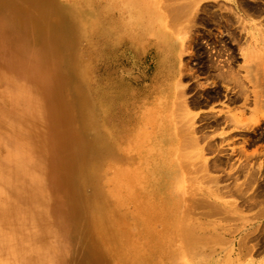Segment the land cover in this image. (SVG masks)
Returning <instances> with one entry per match:
<instances>
[{
    "label": "bare ground",
    "instance_id": "bare-ground-1",
    "mask_svg": "<svg viewBox=\"0 0 264 264\" xmlns=\"http://www.w3.org/2000/svg\"><path fill=\"white\" fill-rule=\"evenodd\" d=\"M136 1L140 4L139 8L143 16L147 6L144 7L142 4L149 0ZM195 1L173 4L172 0L171 5L167 0L169 4L166 5L165 2V5L168 9L169 15L166 16L168 20H163L164 16L159 15V9H162L161 3L151 1L148 9L151 7V13L159 16L156 21L159 27L157 34L167 46L171 44V37L175 35L178 37H175L176 43L178 39L182 44L186 40L188 41L186 47L190 44V48H193L191 47L193 40L190 41V38L194 31L192 26L197 22L193 19L194 24L191 23L194 18L193 15L191 18V14L193 9L195 10L193 8ZM76 6L68 3L67 0H0V99L10 96L14 103L8 110L0 108V138L6 142L1 144L0 140V264H187L186 261L190 259H198L204 253L201 247L203 245L207 247L211 243L214 233L207 229L209 225L204 220H191V215L196 219L192 212L202 201L197 200L195 196L193 198L197 201H193L192 197L188 198L196 193L189 192V186L186 187L190 194L188 196L183 194L185 189L179 188L178 184L179 187L176 188L168 185L167 163L171 164L174 161L176 169L189 166L193 157L190 159V154L184 150V147H187L186 144H191L192 147L199 146V141L208 136L205 133H209V131L204 132L200 137L197 135L205 127L233 124L234 128L244 129L243 135L250 133L245 129L252 128L254 132L259 126L263 127L264 20L259 21V24L249 23L248 17L254 19L256 16L264 15V5L249 1L239 5L240 7L234 6L232 11L227 8L228 5L225 13L231 12L230 15L224 19L223 16H219L223 21L216 17L218 13L215 17L212 13V18L214 17L215 22L221 26V28L216 26L218 35L211 33V36H215L213 37L215 40L213 47L217 50L215 55L224 59H219L220 62L217 63L218 61L213 62L216 57L208 59L206 56L208 63L206 61L207 64H205L206 71L210 74L208 78L214 76L218 83L212 91H206V99H219L224 88L228 91L226 96L230 102L242 101L246 104L251 100L254 104L251 111L254 117L252 123L248 121L244 113H241L244 115L241 117L237 115V112L231 115L229 110L220 113L211 111L210 118L203 115L202 120L205 124L198 128L195 125L197 113H192L190 109L200 106L202 101L194 97L192 102H188L186 94L189 89L187 90L186 86V88L183 87L184 76H181L182 79L169 80L167 87L158 91L159 95L155 96L152 104L157 105V109L151 112L150 124L136 132V141H139L138 151H133L134 148L127 146L115 147L114 139L116 138H113V140L109 139V144L103 143L107 156L101 159L94 157V137L96 136L94 124L96 122L93 114L90 115V105L83 99L86 91L81 86L83 78L81 77L80 80L77 72L79 65L76 57L77 41L81 33L79 24L82 19L78 16ZM194 7L196 11L199 10L198 5ZM207 10V12L210 11L209 8ZM181 17H184L187 22H184L185 26L182 25L179 28L178 20ZM202 17L201 15V19ZM205 17L203 24L208 23H204ZM210 19L207 20L210 21ZM253 28L255 31L251 32L250 40H245L244 34L250 33L248 29ZM190 31L191 35L189 34L188 37ZM198 32L193 33L199 36L200 32ZM224 33L227 34V38L223 37ZM194 37L197 40V36ZM184 47L185 44L180 50L182 51ZM192 50L189 49L186 53ZM205 51L203 52L208 54ZM194 53L195 51L191 56ZM179 54L182 56L183 52ZM237 54L244 57L245 64L235 63V59H238ZM63 59H67L72 66L65 73L54 69L53 66L52 69L49 68L48 64L57 63ZM190 69V67L187 69L188 73L193 72H190ZM182 73L186 72L181 71ZM195 73L193 77L196 76ZM40 82L46 85L45 92L40 98L37 96L34 99L33 88ZM25 85L28 87L27 95H24ZM21 88H24V92L13 99L15 91ZM45 102L50 107L47 112L53 118L51 126L53 128L56 126L60 131V125L66 126L61 133L56 131V149L54 154L50 153L48 156V152L44 150L46 148L38 142H33L24 126L36 116L40 105L45 106ZM57 107L63 109L62 115L54 110ZM3 122L7 123L9 130L2 127ZM66 134L67 137H64ZM250 136L247 140L255 142L264 139V132L262 131L259 135L250 134ZM82 148L85 151L80 156L79 149ZM73 152L78 155L76 157L81 164L73 161L64 167L65 160H74ZM253 155H247L248 161L242 163L237 171L241 173L248 170L250 177L259 173L261 169L251 166L249 162L256 156ZM45 157L50 161L49 167L42 163ZM207 165L204 164V166ZM191 172L188 173L189 176L193 174ZM118 174H120L119 177H117ZM74 176L76 179L71 180ZM185 176L184 178L187 179L188 176ZM203 179L197 180L201 183ZM63 186H68L72 191V200L67 204L60 195L56 194V191ZM243 188L245 190V186ZM234 190L237 191L236 188ZM238 191L242 190L238 189ZM258 195L264 198V189ZM249 199L250 205L254 207L256 202L251 201L255 200L254 196ZM202 204L205 207L209 206L205 200ZM215 208L219 207L215 206ZM174 245L180 248V257L177 254L167 253V246Z\"/></svg>",
    "mask_w": 264,
    "mask_h": 264
},
{
    "label": "rangeland",
    "instance_id": "rangeland-1",
    "mask_svg": "<svg viewBox=\"0 0 264 264\" xmlns=\"http://www.w3.org/2000/svg\"><path fill=\"white\" fill-rule=\"evenodd\" d=\"M149 1L147 3L142 4V6L144 7L147 6V9L146 8L144 9L145 16L144 14L142 16L139 8L140 4H138L136 0H67V2L70 3L71 5L72 4L74 6L77 5L76 9L78 16L81 17L82 19L79 24V26H81L80 28L81 33L79 35V40L77 41L78 48H77L76 57L79 63L77 72L79 74V79L81 80V77L83 78L81 82L83 84L81 86L86 91L85 92L86 95L83 96V99H85L86 102L92 107L91 108L89 106L90 115L93 114L94 120L96 122V124H94V129L96 130V136L94 137L95 148L93 150L94 157L96 158L97 157H99L100 159L101 157L106 158L107 154L103 147V143L109 144V139L113 140V138H116L114 139L115 147L127 146L128 148H134L133 151H138L139 141H136L137 139L136 132H138V130L141 131L140 128H143L146 125L148 126V124H150L149 119L150 116L152 115L151 112L157 109V105L153 106L152 104L154 102L155 96L159 95L158 91L164 90L165 87H167L169 80L170 81L173 79L175 80L176 78L182 79L183 76L185 77V79L183 77L182 85L183 87L185 86L188 87V88L185 87L187 90L189 89L188 93L186 94L188 96V100H189L188 102L189 103L192 102L195 99L194 97H196V100L200 99L202 101L200 106L192 107L190 109L192 113L195 114L197 113V117L195 119V125L198 128L201 125L205 124L204 120H202L203 115L210 118L212 116V112L220 113L221 111L229 110L230 111L229 113L231 115H235L236 112L238 116L243 115L241 113H244V115L246 114L245 116L248 118V121H250L251 123H252V119H254L253 113H251L254 107V104L251 103L252 101L251 100L247 101L246 104H243L242 101L234 102V103L230 102L228 96H226L228 91H226L224 88L222 89L224 91L222 93L223 95L221 94V96H219V99L218 98L215 100H209L208 98L206 99L207 92L209 90L212 91V89H214L213 87L214 86L216 87L218 83L214 76L208 78L210 74L206 71L205 64L208 63L207 58L215 59L216 57L215 54H217L216 48L213 47L215 43L214 40L215 36H211V35L212 34L218 35L219 33L217 31L216 26L217 27L219 26L218 28H221V26L220 24H218V22L217 23L215 22L216 20L213 19L215 17V14L218 13V15L216 14L217 15L216 17H218L219 20L223 21V19L226 16H229L231 13L229 12L227 14V11L225 13V10H227V8H229L232 11L234 6L244 5L245 2H249V1H251L252 3H259L261 5H264V0H254L255 2L253 0H238V1L237 0H200V1L196 0L193 5V8H195V10L193 9L191 14V18L192 15L194 17L192 18L191 23L194 24L193 23V19H194V22H197L194 25L197 26L194 25L192 26L194 27V31H192L193 35L190 34L191 31L188 33V37L189 34L191 35L190 41L193 40L192 42L193 45L191 44V47L193 48H190L189 46L190 44L188 45L189 49L191 50L193 49V50L191 52L188 51V53H186V51L189 50L188 46L186 47L188 41L186 40L184 41L186 49L184 50L185 48L184 47L183 50L181 51L180 49H182V45L184 46V44H182V42L179 41V39L178 42L176 43L177 39L175 40V37L177 36L173 35V37H171V44L167 46V44L161 41L160 37L157 34L158 33L157 29L159 27H158V22L156 21H158L157 18L159 16L157 14L155 15L152 14L151 7L150 9H148V7L153 1L159 4L161 3L160 6H162V9H159L160 12L159 15L162 17L164 16L163 20L164 19L168 20L166 19V16L168 17L169 15L168 9L166 8L167 7L166 5L169 4L168 2H166L167 0H151L152 2ZM168 1L172 2V0H168ZM173 1H174L173 4H175L178 2L187 3V1L189 0H173ZM197 1L198 3H196ZM171 2L170 4L172 5ZM195 5L196 6L198 5L197 7V9H199L198 11H196V7H194ZM223 6H225V8ZM208 8L210 10L209 12H207ZM210 8L212 9L214 8V9L211 10ZM194 13H196L195 14L196 16L194 15ZM207 13L208 14L211 13L209 14L210 16ZM212 13L214 15H212ZM241 13L243 12L241 11ZM201 15L203 16L202 19H201ZM211 15L214 17L212 18ZM219 16H223L222 17L223 19L222 18L220 19ZM153 17L155 18L153 19ZM204 17L206 19V20L204 19V23L208 22L206 24L202 23ZM210 17L212 19H210ZM256 17L254 19H252L253 17L251 19L250 17H248V22L249 23L255 22L256 24L257 23L259 24L261 20H264V15L256 16ZM181 19L178 20L179 28L180 26L182 27V25L185 26L186 24L184 22H187V20L184 17L183 18L181 17ZM207 19L208 20L210 19V21H208ZM170 21L171 20L169 19V22ZM211 21L214 24H212ZM170 23H172V21ZM197 27L199 29H197ZM195 30L199 31L201 35L199 34L198 36L197 33H193V32H197ZM207 30L210 31L207 32ZM211 31H213L214 33ZM248 31L250 33L244 34L245 40L246 39L250 40L251 32H254L255 29L254 28L248 29ZM208 33L210 34V36ZM226 35L227 34L224 33L223 37L227 38ZM194 36H197V40H195L196 37ZM205 49L207 51H205ZM194 51L195 53L197 51L199 53L198 52L196 54L194 53L191 56L192 52ZM203 51L208 52V54L204 53ZM180 52L181 54L183 52L182 56L179 54ZM66 53H68L67 49H66ZM198 54L200 56H198ZM210 54H212V56H210ZM203 56L205 58L207 56V58L205 59ZM218 57L219 56L216 57V59L218 60L215 59L216 61L214 60L213 62L218 61L217 63H219L220 62L219 59H224L223 57L222 58L220 57L218 58ZM237 57L238 59H235L236 64L238 65L243 63L245 64L244 57H242L240 54H237ZM262 57H263L262 61L264 62L263 60L264 55ZM67 61H68L67 59H63L62 61L59 62L57 61V63H51L48 65L49 68L51 69L53 66L54 69L60 70L61 72L64 71L63 73H65L72 67ZM70 62H72L71 59ZM183 65L184 66L186 65L188 68L190 67L191 68L190 72L191 71L193 72L188 73L189 72L187 71L188 68H185L186 66L184 67ZM181 66H183L184 68ZM180 68H182V70H180ZM181 71L186 73L181 74ZM194 73L196 75L195 77H193ZM24 87H25L24 95L29 94L28 87H26V85ZM45 87L46 85L42 84L41 82L34 86L33 88V90L35 91L34 99L37 98V96H39L40 98L41 94L45 92ZM23 92H24V88L16 90L14 93L15 97L13 99L18 98L20 96L18 94ZM13 104L14 103L10 96H4L2 99H0V108H3L5 110L10 109L11 105ZM246 105L248 111L246 110ZM241 107H244L242 109L245 110L243 111ZM49 108L50 107L47 106L46 102H45V106L40 105L39 110H37L35 114L36 116L31 118V120H29L28 123L24 125L25 129L29 132L30 138L33 139V142L35 143L38 142L39 144H42L46 148L44 150L48 152L47 156L50 153L54 154L56 149L55 144H57L55 141V137L57 133L56 131H60V129L56 128V126L54 128L51 126L53 118L52 115L47 112ZM54 110L57 111V113L60 115L64 113L63 109L58 107L55 108ZM178 114L181 115V113ZM201 115L202 117H200ZM198 119L199 120L201 119V121H199ZM7 126H8L7 123L5 122L2 123V127H5L9 130V127ZM60 126H61L60 127L61 131L63 129H66V126L64 125H60ZM81 126L82 125L80 123L79 124L80 129ZM263 127L259 126L254 132L252 128L245 129V131L250 132L248 135L245 134L243 135L244 129L234 128L233 124L231 126H228L226 124H221L220 127L219 126L205 127L204 129L199 131L197 135L200 137L201 135L204 134V132L209 131V133H205L208 134V136H205L202 139L200 138L201 140L199 139L200 140L198 143L199 146L197 145L198 148L196 145H195L196 147L195 146L192 147L191 144H186L187 147H184V150L190 154L189 155L190 159L193 157L191 159L192 163L190 162L192 165L191 164L188 165L189 166L194 165L195 167L181 166L180 169H176L174 166L175 165L174 161H172L171 164L170 162L167 163L168 171L166 172V174L168 173V177H167L168 179L166 182L168 183V185L175 188L179 186H180L179 188L181 189L184 188L185 189V192L183 193L184 195L189 196L190 195L188 194L189 192H193V193L196 192L194 194H191L193 196L190 197L186 196V197L193 198L195 196L197 200L200 199V201H202L200 202L201 204L198 203L197 205L198 207L196 206V209L193 208L195 212L193 211L192 213H194L193 216L196 219L192 218L191 215L190 217L191 220H204L209 225L207 229H210L209 231H213L211 233H214L212 234L214 235V237L211 243L208 244L207 247H205L204 245L201 247V250H203L204 253H202V255L198 259L195 258L194 260L190 259L191 261L190 260L186 261L187 264H231V263L232 264H262L263 263L264 264V247H263L264 246V198L261 197L262 195L261 196L258 195L264 189V139L256 140L255 142H251L250 140H247L249 139V137H251L250 134L259 135L260 133H262V131L264 132ZM65 132H67V130ZM239 132H242L241 134L243 136L239 134ZM233 133H235V135ZM219 134L225 136L226 138L224 139V137L220 136ZM227 136H229V138ZM64 137H67V134ZM0 140H1V144L6 143L3 139L0 138ZM207 144L209 146H207ZM239 149L243 151L239 152L240 151ZM84 151H85L84 148L79 149L80 156L84 154ZM61 152L62 155H64L63 149H61ZM73 154L75 155L74 160L69 161V160H65L66 157L64 158L65 160L64 167L70 165L73 161L77 162V164L78 163L81 164L80 160H77L76 156L78 155L74 152ZM192 154L195 156H193ZM249 154L256 155L254 159H250L249 161L251 163V166H255L259 170L261 169L259 173L257 172L258 175L257 174L255 176L251 175V177L249 176L250 174H248L249 173L248 170H244L247 174L243 171H241V173L240 171H237V168L241 167L242 163L248 161L247 155ZM43 162L47 167L50 166V161L47 157H45L42 163ZM233 162H235L234 163L235 166L233 165ZM204 164L205 165L208 164L211 167H209L208 165L204 166ZM215 166L219 167L220 169L216 168ZM182 167H184V169ZM212 167L215 168L212 169ZM188 168L191 169L190 171H192L191 173H193L191 174V176L188 175V173L190 174ZM199 168L201 169L199 170L200 172H198ZM193 171L194 172L196 171L197 173L195 172L194 175ZM226 172L228 175L226 174ZM238 172L241 174V176ZM185 174L186 176H188L187 179L184 178ZM119 175L120 174H118L117 177H119ZM193 176L194 178H197L199 180L203 178L205 179H203V182L200 183V181L194 179ZM240 178H244V179H240ZM75 179L76 176L71 178V180H75ZM184 184H186V186H184ZM238 184L241 187L245 186V190L243 187L241 188ZM187 186H189L190 191L188 190V188L186 189ZM228 187L231 189L229 190ZM235 188L237 189V191L234 190ZM238 189L244 191L243 192L238 191ZM71 192L72 191L71 189H69L68 186H63L62 188H59L58 191H56V194L57 196L60 195L67 204L72 200ZM250 195L254 196L255 198V200H251L253 201L252 203L256 202L254 207L250 205L251 202L249 200L253 199V198L249 199V197H252ZM195 198H193L194 200L193 199L192 200L197 201ZM204 200L205 202H207V204H209V206L205 207V205L202 204ZM246 201L250 203H247ZM211 205L214 208H212ZM215 206L219 207L220 209L219 208L216 209ZM207 208L208 211H206ZM201 213L204 214L202 215ZM257 213L260 214L258 215ZM211 227L213 228V230H211L212 229ZM254 235H256L257 237ZM240 244L241 245L244 244V245L241 246ZM179 249L180 248L177 245L167 246L166 251L169 254H173V255L177 254L180 257Z\"/></svg>",
    "mask_w": 264,
    "mask_h": 264
}]
</instances>
